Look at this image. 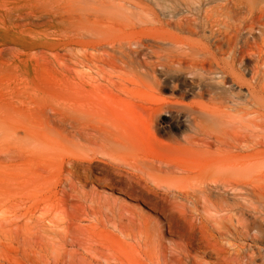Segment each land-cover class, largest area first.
Segmentation results:
<instances>
[{"label":"rangeland","instance_id":"1","mask_svg":"<svg viewBox=\"0 0 264 264\" xmlns=\"http://www.w3.org/2000/svg\"><path fill=\"white\" fill-rule=\"evenodd\" d=\"M137 1L101 20L0 0V264H264V159L188 143L198 101L247 89L175 65L168 20L190 13Z\"/></svg>","mask_w":264,"mask_h":264},{"label":"bare ground","instance_id":"2","mask_svg":"<svg viewBox=\"0 0 264 264\" xmlns=\"http://www.w3.org/2000/svg\"><path fill=\"white\" fill-rule=\"evenodd\" d=\"M90 1L94 6L81 7L80 11L93 12L101 20L116 19L122 16L123 9L131 11V8L139 7L137 0L128 3L124 0ZM173 1H178L177 7L183 5L190 15L171 12L168 24L177 32L187 34L180 36L174 32L168 39L172 62L177 65L186 60L217 85L234 82L247 89L244 98L232 92L225 98L211 94L209 100L198 101L207 119L196 121L200 133L190 138L188 143L196 145L205 154L212 153L211 148L216 146L217 153L241 156L246 160L244 164L251 159H264V134L260 131L264 129V0ZM245 54L256 56L250 79L237 67V62ZM200 89L202 95L205 89ZM251 162L250 167L246 165L241 169L243 173L251 170ZM199 190L211 195L215 189L206 185ZM256 227L262 229L260 223H256ZM238 231L235 227L234 232ZM247 231H250V227H247ZM218 249V261L229 260L227 253ZM251 262L250 257L246 264Z\"/></svg>","mask_w":264,"mask_h":264}]
</instances>
